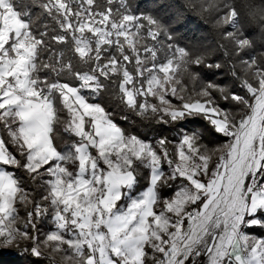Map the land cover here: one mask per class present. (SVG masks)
<instances>
[{
    "label": "snow or ice",
    "instance_id": "6c2138e0",
    "mask_svg": "<svg viewBox=\"0 0 264 264\" xmlns=\"http://www.w3.org/2000/svg\"><path fill=\"white\" fill-rule=\"evenodd\" d=\"M6 253L264 264V0H0Z\"/></svg>",
    "mask_w": 264,
    "mask_h": 264
},
{
    "label": "trees",
    "instance_id": "16d2710c",
    "mask_svg": "<svg viewBox=\"0 0 264 264\" xmlns=\"http://www.w3.org/2000/svg\"><path fill=\"white\" fill-rule=\"evenodd\" d=\"M199 35V34H198ZM209 43H211V38L209 37ZM179 71V70H178ZM204 72H211L214 71V69L210 70V69H203ZM67 135V134H65ZM0 264H20L19 259L12 255V254H4L2 257H0Z\"/></svg>",
    "mask_w": 264,
    "mask_h": 264
}]
</instances>
